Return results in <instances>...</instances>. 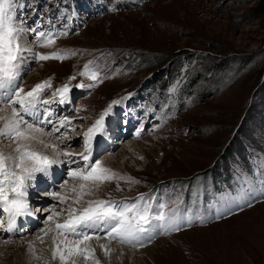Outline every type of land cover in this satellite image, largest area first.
I'll return each instance as SVG.
<instances>
[{
  "label": "rangeland",
  "instance_id": "374dc122",
  "mask_svg": "<svg viewBox=\"0 0 264 264\" xmlns=\"http://www.w3.org/2000/svg\"><path fill=\"white\" fill-rule=\"evenodd\" d=\"M21 2L27 5L19 11L24 25L56 37L42 47L25 36L27 46L68 58L30 60L20 86L27 91L51 79L45 97L50 99L55 88L76 76L70 102L51 105L54 120L67 116L77 129L61 147L83 152V133L111 101L126 97L106 119L107 135L94 141L92 162L98 159L139 183L129 188L121 182V191L115 182L105 184L92 198L150 193L168 203L165 211L179 206L183 216L193 217L190 226L134 248L139 253L113 251L105 257L96 249L101 264H264V13L253 17L256 1ZM89 62L98 66L102 82L77 89V83H92L78 75ZM11 143L0 142V150L11 153ZM76 166L58 167L56 178L52 172L29 190L39 221L31 228L22 224L25 231L13 235L0 228V264L60 263L46 255L52 233L45 236L40 229L54 227L44 218L54 205L57 210L65 205L50 193L72 187L67 171ZM30 243L34 252L24 249Z\"/></svg>",
  "mask_w": 264,
  "mask_h": 264
},
{
  "label": "snow or ice",
  "instance_id": "6c2138e0",
  "mask_svg": "<svg viewBox=\"0 0 264 264\" xmlns=\"http://www.w3.org/2000/svg\"><path fill=\"white\" fill-rule=\"evenodd\" d=\"M26 6L21 0H0V142H12L11 153L5 154L0 150V217H6L0 219V228L5 233L23 232L24 229L18 227V221L35 215L28 199L29 190L37 186L41 178H49L55 168L69 163L77 165L67 171L68 177L75 183L70 189L64 187V194L50 193L59 205L65 207L57 210L54 205L44 218L46 224L51 223L54 227L40 229L45 236L52 233L50 252L53 261L58 258L60 264H79L82 258L84 264L89 261L91 264H101V260L96 257V247L103 251L105 257H109L113 252V241L132 248L143 247L157 234L167 235L180 231L182 225L190 226L192 216H183L179 206L165 211L168 203L161 202L158 196L150 193L119 200L111 197L92 198L105 184L115 182L116 190L121 191V182L128 184L129 188L139 183L132 177H125L104 167L98 159L92 162L94 141L107 135L106 119L126 97L111 101L83 133V152L68 151L67 146L61 147L69 134L77 129L67 116L54 120L56 113L51 105H66L70 102V82L76 76H70L69 83L55 88L50 99L45 97L48 89L53 88L51 79L36 83L27 91L20 86L25 66L29 65L30 60L63 61L68 58L57 52H33L27 46L25 36H34L35 42L42 47L55 43L56 37L51 32L40 31L38 27L24 25L19 11ZM78 75L92 83H77L74 86L77 89H92L103 79L98 66L92 62L86 63ZM46 124L51 125V128L46 129L43 126ZM136 134L139 136L140 131ZM46 137L57 142H49ZM35 144H39L42 149H51L52 154L37 150ZM63 184L66 186L68 181L65 180ZM173 203L178 205L177 201ZM247 206L251 207V204ZM217 218L223 217L218 215ZM37 239L44 242L42 236ZM93 240H104L105 243L93 246ZM29 250L35 251L31 243ZM35 258L41 259L40 256Z\"/></svg>",
  "mask_w": 264,
  "mask_h": 264
},
{
  "label": "bare ground",
  "instance_id": "6f19581e",
  "mask_svg": "<svg viewBox=\"0 0 264 264\" xmlns=\"http://www.w3.org/2000/svg\"><path fill=\"white\" fill-rule=\"evenodd\" d=\"M30 46V45H29ZM28 46V47H29ZM30 48V47H29ZM34 146H36V144L34 145ZM41 150L43 151V150H46V149H42L41 148ZM40 150V151H41ZM263 167H264V165H262ZM56 169V171H53L55 174H53V178L52 179H54L56 176H57V172L59 171L58 169V167L57 168H55ZM54 169V170H55ZM51 177V176H50ZM39 183V182H38ZM232 199V198H231ZM233 202V201H232ZM229 204H231V202H229ZM38 219H37V217L34 215L33 217H25V218H21L19 221H18V227H20L22 224H28V226H29V228H31V225H33V224H37L38 223ZM25 231V230H24ZM18 232H14V233H8V234H11V235H13V234H17ZM1 240V239H0ZM92 245L94 246H96L98 243H105V241L104 240H100V241H96V240H93L92 242ZM0 245H2V243H0ZM111 247H112V249H113V251H115V253L116 254H119L120 255V252L119 251H124L125 252V254L128 256V255H130V253L129 252H133V253H139V252H141V250H137V249H134V248H123V247H121V246H119V245H116L115 243H112L111 244ZM26 251L27 250H29V247H27V248H24ZM96 249H98V250H100L99 249V247H96ZM49 250V249H48ZM100 251H102V250H100ZM48 252V254H46V255H48V257H49V255H51L50 254V250L49 251H47ZM30 259V258H29ZM28 259V260H29ZM51 259V258H50ZM57 261V260H56ZM60 264V263H59Z\"/></svg>",
  "mask_w": 264,
  "mask_h": 264
},
{
  "label": "trees",
  "instance_id": "16d2710c",
  "mask_svg": "<svg viewBox=\"0 0 264 264\" xmlns=\"http://www.w3.org/2000/svg\"><path fill=\"white\" fill-rule=\"evenodd\" d=\"M255 4L251 6V11L253 13V17H257L258 15L264 13V0H255Z\"/></svg>",
  "mask_w": 264,
  "mask_h": 264
}]
</instances>
